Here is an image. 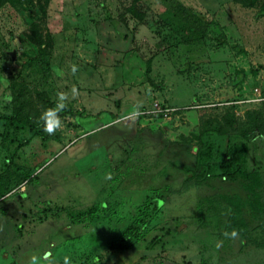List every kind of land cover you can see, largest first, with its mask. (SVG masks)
<instances>
[{
  "label": "rangeland",
  "instance_id": "obj_1",
  "mask_svg": "<svg viewBox=\"0 0 264 264\" xmlns=\"http://www.w3.org/2000/svg\"><path fill=\"white\" fill-rule=\"evenodd\" d=\"M263 1L138 0L137 20L131 0H0V97L15 91L38 125L4 123L14 104L0 102V264L46 252L57 264H264L258 104H227L253 89L264 98ZM60 91L62 127L48 135L36 121ZM227 113L243 130L245 169L263 177L254 211L237 181L195 164L199 132ZM209 137L219 162L226 137Z\"/></svg>",
  "mask_w": 264,
  "mask_h": 264
},
{
  "label": "trees",
  "instance_id": "obj_2",
  "mask_svg": "<svg viewBox=\"0 0 264 264\" xmlns=\"http://www.w3.org/2000/svg\"><path fill=\"white\" fill-rule=\"evenodd\" d=\"M45 3H47L48 0H43ZM257 0H232L233 3L238 4L242 8L248 9L253 6V4ZM138 3V0H131L130 6L127 8V12L133 16L135 19L140 20L142 19V14H138L136 11L135 4ZM262 8L264 9V1L262 3ZM40 12L43 13V8L40 7ZM259 17H262L261 14H259ZM35 25L32 24L30 26V30L32 33L37 34V31L35 30ZM38 49L41 54L45 53V44L38 42ZM226 43V40L224 38H217L216 44L221 46ZM231 48L235 49V45H231ZM10 94L12 95L13 99V110L11 113V116L5 118L4 123H7L8 125H15L17 123H23L25 126L28 127L30 131H33V133H36V129L38 125H31L29 121V117L27 116H21L19 107L20 105L15 104V101L17 99L15 91H10ZM235 102V101H234ZM234 102H230L228 106L231 108L237 107L234 105ZM250 120L249 124H252L251 129H257L256 133H259L264 136V101L260 102L257 106V108L254 110ZM211 121H206L204 123L207 125H210ZM4 125V124H3ZM5 130V129H4ZM3 130V132H4ZM5 133L7 131L5 130ZM243 130L241 129V126L238 122V120L235 119L233 114L227 113L224 114L219 121L215 123V128L213 130H208L207 127L203 128L202 131L199 132V137L197 138L199 141V144L195 147L196 151V158H195V164L198 166V168H201L200 172L203 174L204 177L205 173L207 171L209 172H217V174L220 176L221 179H228L232 181H237L240 184V187L242 190L248 194V197L253 201L252 204V210H256V201L259 199V195L257 193L258 188L260 187L262 181L261 171L257 170H251L247 171L244 167L245 163V146L242 142L243 138ZM213 134L215 136H224L225 139V146L223 154L221 155L220 161L215 160V155L213 157V147L214 144L211 142L210 135ZM3 136V133H2ZM205 136L207 137L204 142H202L201 138ZM241 137V138H240ZM245 137V136H244ZM197 162V163H196ZM264 173V172H263ZM201 180V179H199ZM264 190V186H263ZM238 202H241L239 199H237ZM244 202H242L243 205ZM248 203V202H247ZM250 205V203H249Z\"/></svg>",
  "mask_w": 264,
  "mask_h": 264
},
{
  "label": "clouds",
  "instance_id": "obj_3",
  "mask_svg": "<svg viewBox=\"0 0 264 264\" xmlns=\"http://www.w3.org/2000/svg\"><path fill=\"white\" fill-rule=\"evenodd\" d=\"M71 73L75 75L80 69L77 65H71ZM53 72L62 77L64 72L58 67H53ZM5 77V76H4ZM9 86V80L5 77L0 81V87L7 88ZM78 90L73 87L71 89V98L75 99L78 95ZM13 97L10 93H5L3 97H0V102L7 104L11 103ZM69 100V93L67 92H57L54 100V107L45 109L37 119V124H42V130L48 135H55L56 131L62 127V121L60 119V113L67 108V101ZM138 109L131 113L132 116L138 115ZM222 235L227 239H234L237 237L238 232L232 229L230 232L225 231ZM222 245V241L217 243V247ZM28 264H57V262L52 258L50 252L44 253L42 256H37L33 254L28 261ZM63 264H71V260L68 256L63 257Z\"/></svg>",
  "mask_w": 264,
  "mask_h": 264
},
{
  "label": "built area",
  "instance_id": "obj_4",
  "mask_svg": "<svg viewBox=\"0 0 264 264\" xmlns=\"http://www.w3.org/2000/svg\"><path fill=\"white\" fill-rule=\"evenodd\" d=\"M253 98H249V99H246V100H242V101H237V102H234L233 104L234 105H240V104H259L260 102H263L264 101V98L260 96L259 92L257 91V89H253ZM153 112L155 114H160L162 116H166L169 112H172L173 110L172 109H168V108H162V107H158L157 104H153ZM145 113V112H143ZM147 113V112H146Z\"/></svg>",
  "mask_w": 264,
  "mask_h": 264
},
{
  "label": "water",
  "instance_id": "obj_5",
  "mask_svg": "<svg viewBox=\"0 0 264 264\" xmlns=\"http://www.w3.org/2000/svg\"><path fill=\"white\" fill-rule=\"evenodd\" d=\"M7 55H8V57H9V59L11 60V61H13V59H14V50L13 49H11V51H9V52H5Z\"/></svg>",
  "mask_w": 264,
  "mask_h": 264
}]
</instances>
